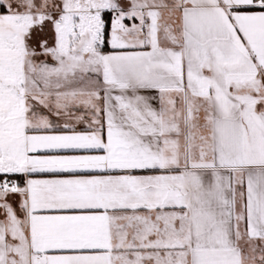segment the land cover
Listing matches in <instances>:
<instances>
[{
  "label": "snow or ice",
  "instance_id": "snow-or-ice-1",
  "mask_svg": "<svg viewBox=\"0 0 264 264\" xmlns=\"http://www.w3.org/2000/svg\"><path fill=\"white\" fill-rule=\"evenodd\" d=\"M0 264H264V0H0Z\"/></svg>",
  "mask_w": 264,
  "mask_h": 264
}]
</instances>
